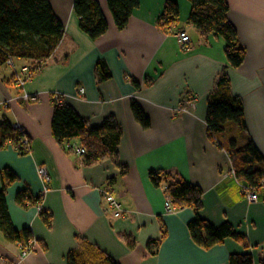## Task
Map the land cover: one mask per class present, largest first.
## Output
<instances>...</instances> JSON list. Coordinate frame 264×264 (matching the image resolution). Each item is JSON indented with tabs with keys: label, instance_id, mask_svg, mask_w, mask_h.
<instances>
[{
	"label": "crops",
	"instance_id": "0c3cea01",
	"mask_svg": "<svg viewBox=\"0 0 264 264\" xmlns=\"http://www.w3.org/2000/svg\"><path fill=\"white\" fill-rule=\"evenodd\" d=\"M96 1L107 29L91 39L78 26L73 0H48L63 34L22 90L12 81L11 67L0 64V100L13 98L0 108V122L19 125L28 142L25 152L12 142L0 146V187L2 170L8 168L16 176L4 189L11 223L16 229L30 228L35 241L23 253L20 243L0 233V264H66L68 252L82 245L118 264H229L230 253L243 252L258 264L264 254V183L257 188V200L244 196L242 181L229 173L225 143L249 138L264 157V0H225L223 15L244 50L235 67H226V33H201L187 21L199 0H175L179 13L171 23L159 19L165 0H139L122 29L115 27L106 0ZM176 28L189 34L186 48L173 34ZM13 61L16 66L25 63L16 57ZM98 62L108 74L103 79L95 71ZM224 67L229 91L243 109L229 125H213L209 132L206 101ZM23 91L35 99L22 100ZM52 93L62 95L88 126L107 117L116 120L120 136L115 157L86 163L67 145L79 144L77 137L61 142L53 137ZM186 97L193 106L178 110ZM133 102L148 116V126L134 118ZM119 165L125 167L123 173ZM38 166L46 169L48 183L39 178ZM259 167L264 170V162ZM151 170L169 171L199 185V215L214 225L231 223L245 242L231 236L208 247L195 242L188 228L194 208L166 211L163 185L152 182ZM101 188L111 190L122 216L104 210ZM23 190L42 193L49 223L40 217L37 204L16 202V193Z\"/></svg>",
	"mask_w": 264,
	"mask_h": 264
},
{
	"label": "trees",
	"instance_id": "16d2710c",
	"mask_svg": "<svg viewBox=\"0 0 264 264\" xmlns=\"http://www.w3.org/2000/svg\"><path fill=\"white\" fill-rule=\"evenodd\" d=\"M111 12L115 27L122 29L139 0H106ZM225 0H199L194 2L187 21L201 33L224 32L229 40L224 45L227 58L226 67H235L243 59L244 50L239 44L233 26L225 19L223 11ZM73 13L78 18V26L91 39H95L107 29V21L102 14L96 0H73ZM179 8L175 0H165L159 19L171 23L178 15ZM63 34V25L55 16L48 0H0V64L5 63L8 57L20 58L31 69H37L40 61L45 60L57 46ZM224 67L218 74L214 89L209 93L206 101V117L209 132L213 125L227 124L234 116L242 112L241 100L229 91V79ZM101 62L95 66L99 79L108 74L103 70ZM51 115V133L57 141H64L77 137L79 145L84 148L80 155L83 162H95L105 156L115 157L116 147L120 136V127L113 117H107L95 127L88 126L87 121L75 109L61 99H54ZM134 118L146 127L149 124L148 116L136 104L131 103ZM228 126H225L227 128ZM19 125H13L8 120L0 122V146L12 142L20 152L28 151L20 142L23 136ZM68 143V142H67ZM234 175L243 184L256 188L264 183V170L259 163L264 162V157L251 139L236 142L229 138L225 143ZM120 172L125 167L119 165ZM2 185L0 187V233L8 241L18 242L23 247L29 244L32 238L30 228L13 227L6 202L5 184L15 179V174L5 168L2 170ZM149 176L155 185H163L167 198L177 208L190 206L194 208V218L188 222L192 239L203 247H208L224 237L231 236L244 241V234L236 231L232 224L224 221L214 225L202 218L198 210L201 206L202 190L199 185L186 182L181 176L169 171L151 170ZM108 190V189H106ZM41 194L33 196L23 190L15 195L18 204L26 202L38 204ZM39 215L50 222V214L40 206ZM29 240V241H28ZM90 245H82L68 252L66 264H118L109 255L98 253L100 258H92L88 250ZM229 264H253L250 252L230 253ZM258 264H264V254L259 258Z\"/></svg>",
	"mask_w": 264,
	"mask_h": 264
},
{
	"label": "built area",
	"instance_id": "2783aa9c",
	"mask_svg": "<svg viewBox=\"0 0 264 264\" xmlns=\"http://www.w3.org/2000/svg\"><path fill=\"white\" fill-rule=\"evenodd\" d=\"M175 36L177 37L178 41L180 42H187L189 41V35L187 34L186 30L184 28H178L175 32ZM6 63L10 64L11 69H12V73L14 76V82L16 84V86L22 88L24 83L26 82V80L28 78L31 77V75L34 72V69H31L28 65L26 64H21L19 66H16L13 59L11 57H8L6 59ZM79 91H80V96H82L83 94V88L79 87ZM53 94V93H52ZM54 95V99L57 98V94H53ZM22 100L24 101H28V100H34L35 96L30 95L29 93L23 91V93L19 96ZM59 99V98H58ZM9 104V99L6 100H0V108L3 107H7ZM193 106V102L191 100V98H187V105L183 106L182 109H186L189 110L190 107ZM16 125V124H13ZM24 147H28V142L27 139L25 137L22 138L21 142H20ZM68 146H70L69 148L73 150V152H75L76 154H81L82 152H84V148L79 145V144H67ZM232 169V168H231ZM230 169V170H231ZM39 175L41 177H43L42 180H44L45 183H47L48 181V173L46 171V169L43 166H39L37 169ZM232 173H234L233 169L231 170ZM243 190V194L246 195L248 200H256L257 199V194H256V190L253 187L247 186L243 183L240 184ZM105 206L109 209L113 210V213L115 215H120V213L122 212V210L119 209L118 207V203L114 200L112 193L110 192V190H106L105 192ZM165 208L168 212H173L175 210H177V207L174 206L171 201L167 198L165 201ZM23 248V253H26L29 249H30V243L27 246H22Z\"/></svg>",
	"mask_w": 264,
	"mask_h": 264
},
{
	"label": "rangeland",
	"instance_id": "374dc122",
	"mask_svg": "<svg viewBox=\"0 0 264 264\" xmlns=\"http://www.w3.org/2000/svg\"><path fill=\"white\" fill-rule=\"evenodd\" d=\"M178 28H176L173 32V34H175V32H176V30H177ZM188 34V33H187ZM189 35V34H188ZM176 37V36H175ZM177 38V37H176ZM177 41H178V39H177ZM189 41H190V37H189ZM189 41H187V42H180V41H178L180 44H181V46L182 47H184V48H186L185 47V45L189 42ZM53 52V51H52ZM51 55V54H50ZM49 55V56H50ZM48 56V57H49ZM47 60V58L45 59V60H42V61H40V63H39V66H38V68L43 64V63H45V61ZM5 63H6V60H5ZM7 65H9L10 66V64H8V63H6ZM11 67V66H10ZM37 68V69H38ZM36 70V69H35ZM12 81H13V83H14V85L16 86V84H15V82H14V76H13V73H12ZM17 87V86H16ZM18 88H20L19 86H18ZM21 89V88H20ZM22 90V89H21ZM23 93V92H22ZM21 93V94H22ZM20 94V95H21ZM54 94V93H53ZM78 94H80V91H79V89H78ZM60 96H62V95H60V94H57V98H59V99H61L60 98ZM187 98V97H186ZM6 99H9V104H10V102H11V100L13 99L12 97H6V98H4L3 99V101L4 100H6ZM184 100H185V98H184ZM2 101V100H1ZM8 104V105H9ZM181 105H183V106H186L187 105V100H185L184 102H182L181 103ZM183 106H181V107H179V108H177L178 110L179 109H182V107ZM222 140H223V136H222ZM27 150H28V148H27ZM80 155V154H79ZM39 167V166H38ZM38 167H37V169H38ZM231 168H232V166H231ZM233 169V168H232ZM231 169V170H232ZM229 171V173L230 174H232L234 177H235V175H234V173H232V171ZM233 171H234V169H233ZM37 174H38V176H39V178H41V180L43 179V177H41L40 175H39V173H38V171H37ZM49 181V180H48ZM48 181H47V183H48ZM237 182L238 183H240V180H237ZM239 187L241 188V192L242 193H244L243 192V190H242V187H241V185L239 184ZM254 189H256V188H254ZM105 192H106V188H101V194H102V199H103V201H104V204H103V207H104V210H110L111 212H112V214L114 215V216H122V213H123V211L120 213V215H115L114 213H113V210L112 209H109V208H107L106 206H105ZM110 192H111V190H110ZM112 193V192H111ZM41 194V198H40V200H39V203L37 204V206H38V208H40V206H42L41 205V199H42V193H40ZM256 194H257V191H256ZM244 196H246V195H244ZM113 198H114V200L118 203V207H119V209L120 210H122L121 208H120V205H119V202L116 200V198L113 196ZM247 198V197H246ZM166 199H167V196H166V193H165V201H166ZM257 200V199H256ZM30 203V202H29ZM165 203V202H164ZM164 206H165V204H164ZM43 207V206H42ZM178 209V208H177ZM165 210H166V208H165ZM167 211V210H166ZM29 241V240H28ZM29 243H30V249L27 251V252H29L30 250H32V248L35 246V241L33 240V239H30V241H29ZM88 250H90V253H89V255L92 257V258H94L95 260L96 259H98V258H100V255H99V251H97L96 249H94L93 247H90Z\"/></svg>",
	"mask_w": 264,
	"mask_h": 264
}]
</instances>
